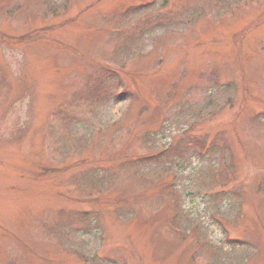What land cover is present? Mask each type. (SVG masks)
<instances>
[{"label":"rangeland","instance_id":"1","mask_svg":"<svg viewBox=\"0 0 264 264\" xmlns=\"http://www.w3.org/2000/svg\"><path fill=\"white\" fill-rule=\"evenodd\" d=\"M167 1L0 0V264H264V0Z\"/></svg>","mask_w":264,"mask_h":264},{"label":"trees","instance_id":"2","mask_svg":"<svg viewBox=\"0 0 264 264\" xmlns=\"http://www.w3.org/2000/svg\"><path fill=\"white\" fill-rule=\"evenodd\" d=\"M166 2H168L167 0H165ZM191 129H193V128H190L189 129V131L191 130ZM189 131H187V132H189ZM187 134V133H186ZM189 135V134H188ZM202 143V142H201ZM198 144L199 146H200V148H201V150H202V148H204L203 147V145L202 144ZM170 148H171V150H170ZM177 148H178V146L176 145V146H173L172 147V145L171 146H169L167 149H164L162 152H164V153H167V152H169L170 151V153H173V152H177ZM204 152V151H203ZM163 153V154H164ZM168 186H170L169 184H168ZM260 186H262V184L260 185ZM174 216H175V213L173 214Z\"/></svg>","mask_w":264,"mask_h":264}]
</instances>
